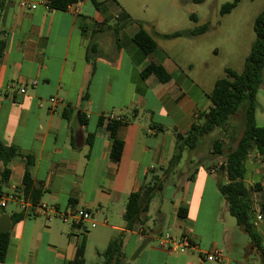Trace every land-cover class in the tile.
<instances>
[{"label": "crops", "instance_id": "crops-1", "mask_svg": "<svg viewBox=\"0 0 264 264\" xmlns=\"http://www.w3.org/2000/svg\"><path fill=\"white\" fill-rule=\"evenodd\" d=\"M25 1L37 7L23 10L16 1L0 2L6 43L0 61V143L34 157L31 178L33 188L42 192L39 202L60 212L85 209L96 226L73 229L58 216L23 210L26 160L11 163L6 181L0 163V199L14 198L0 211L11 222L0 264H67L81 237L85 264H93L88 260L93 251L101 264H117L116 254L106 261L103 256L116 239L121 264H248L241 231L218 191L226 183L224 173H210L213 161L195 149H184L168 167L176 134H184L209 110L212 89L194 80L190 61L177 63L157 43L148 55L134 44L139 24L154 39L166 34L156 32L155 13L131 14L119 0H80L65 11L50 9L49 0ZM149 63L162 66L170 80L142 78ZM50 98L57 100L53 108ZM106 114L123 123L115 132L123 144L118 160L110 155ZM185 168L192 173L182 172ZM150 173L164 175L162 190L141 222L126 230L127 198ZM21 212L24 216L13 222ZM165 234L186 235L198 248L170 254L158 247ZM214 248L222 261H201V252Z\"/></svg>", "mask_w": 264, "mask_h": 264}, {"label": "trees", "instance_id": "trees-1", "mask_svg": "<svg viewBox=\"0 0 264 264\" xmlns=\"http://www.w3.org/2000/svg\"><path fill=\"white\" fill-rule=\"evenodd\" d=\"M79 1L49 0L48 7L56 11H65L69 6ZM192 1L194 4H201L205 0ZM237 3L238 0L225 3L221 7L220 14L230 13ZM1 7L2 4L0 3ZM189 18L191 21L197 22L193 14ZM139 25L140 29L133 36L132 41L143 54L148 55L155 50L157 44L155 39L142 28V25ZM206 30L207 25H202L191 30L165 34L162 37L168 39L189 38L203 34ZM253 32L255 39L249 54L244 60L242 71L238 73L231 69H225V76L215 81L212 90L207 95L211 102V107L207 112L201 114L184 134H176L177 146L168 167L170 168V166L180 160L184 149H196L203 137L210 135L215 129H223L231 118L240 115L243 127L240 136L234 142V146L223 152L221 141L216 140L213 142L212 153L225 156V165L221 166L220 169L225 175L226 183L219 184L218 191L227 204L230 216L235 219L236 225L248 236L251 247L262 250V238L253 225L252 190L246 184V175L247 162L251 154H255L264 162V126H258L255 117L259 107L257 93L261 85L264 68V10L254 19ZM5 44V39L0 33V61L4 54ZM149 76H155L161 83H167L170 80V76L164 68L154 63H149L141 71L142 78ZM99 121L102 122V118ZM121 124L123 123L120 121H111L107 124L111 139L110 155L117 160L121 157L123 144L115 138V132ZM19 157H23L26 160L22 179V196L31 204H36L39 202L42 192L33 188L31 169L34 166V157L32 155L24 154L15 146H4L0 143V163L4 166L1 174L2 181L7 180L11 163ZM162 177L150 173L148 181L141 185L139 191L128 196L123 214L126 230H131L141 222L142 216L147 212L152 199L162 190ZM252 189L254 193H261L258 211L264 222V188H261L260 184L255 183ZM23 216L24 214L21 212L17 216L12 217V221H17ZM8 243V232H0V262L5 259ZM84 250L85 239L81 237L73 260L67 264H85L83 258ZM118 250V240L111 241L103 254L104 261L116 254L117 264H121L117 255Z\"/></svg>", "mask_w": 264, "mask_h": 264}, {"label": "rangeland", "instance_id": "rangeland-1", "mask_svg": "<svg viewBox=\"0 0 264 264\" xmlns=\"http://www.w3.org/2000/svg\"><path fill=\"white\" fill-rule=\"evenodd\" d=\"M119 1L129 9L131 14L136 11L146 12L147 15L155 13L153 21L158 33L169 34L174 31L190 30L207 25V30L203 34L191 39L155 38L160 49L170 53L177 63L182 65L185 61H190L194 80L204 90L212 89L214 82L225 76V69H231L238 73L242 71L244 60L255 39L254 19L264 10V0H238L236 7L224 15L220 14L221 7L233 0H205L201 4H194L192 0ZM191 14L197 18V22L190 20ZM257 100L259 107L256 112V123L258 126H264V68ZM242 127L240 115L231 118L223 129H215L210 135L203 137L196 147L195 153H204L206 158H211L212 166L218 167L219 164L223 166L225 156L212 153L213 142L220 140L222 150L225 152L229 147L234 146L235 140L241 134ZM182 172L192 173L186 168L182 169ZM255 183L260 184L261 188L263 187L264 162L255 154H251L247 162L246 184L252 190L254 206L258 205L261 197V193H254L252 189ZM231 220L235 222L232 217ZM235 226V228L238 227L236 222ZM255 229L262 238V250L251 247L248 236L240 228L238 230L241 231L240 237H243L249 252L247 263L264 264V224L259 223ZM88 260L93 261V264L102 263V259L98 258L94 251Z\"/></svg>", "mask_w": 264, "mask_h": 264}, {"label": "built area", "instance_id": "built-area-1", "mask_svg": "<svg viewBox=\"0 0 264 264\" xmlns=\"http://www.w3.org/2000/svg\"><path fill=\"white\" fill-rule=\"evenodd\" d=\"M12 1H16L19 8L23 10H34L37 7L36 4L29 3L25 0H12ZM24 92H25L24 88H21L20 93L23 94ZM49 103L53 108L57 104V100L55 98H50ZM49 111L51 112L52 109H50ZM103 119L107 120L108 122L116 121V118L113 114H106L103 116ZM221 165L222 164H219L218 167L212 166L209 172L215 173L217 170H219ZM224 165H225V161L223 163V166ZM8 199H14V198L10 196L0 199V211L5 208ZM20 201L23 210H25V208H29L30 212L33 215L42 216L45 218L58 216L63 221L69 222L73 229H79L81 227H85L86 225L88 228H95L96 226V223L93 221L91 213L85 209L70 207L66 211L60 212L59 210L53 207H49L41 202H38L36 204H31L30 202L25 201L23 197L22 199H20ZM252 213L254 216V220H253L254 227H256L259 223L264 224L263 218L258 211V205L255 206L253 205ZM84 229L86 230V228ZM158 247L173 255H183L189 251H193L198 248L197 245L194 244L193 241L186 235L180 237H172L168 234L162 235L158 238ZM204 260L207 262L220 263L222 261V255L220 250L214 248L207 252H201V261Z\"/></svg>", "mask_w": 264, "mask_h": 264}, {"label": "water", "instance_id": "water-1", "mask_svg": "<svg viewBox=\"0 0 264 264\" xmlns=\"http://www.w3.org/2000/svg\"><path fill=\"white\" fill-rule=\"evenodd\" d=\"M11 227L10 219L7 215L0 217V232H8Z\"/></svg>", "mask_w": 264, "mask_h": 264}]
</instances>
